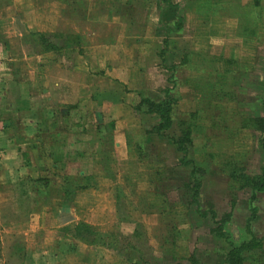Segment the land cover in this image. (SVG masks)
I'll return each mask as SVG.
<instances>
[{
    "label": "crops",
    "instance_id": "crops-1",
    "mask_svg": "<svg viewBox=\"0 0 264 264\" xmlns=\"http://www.w3.org/2000/svg\"><path fill=\"white\" fill-rule=\"evenodd\" d=\"M138 1L11 0V6L0 7V54L11 51V37L18 38L17 40L21 45L26 44L21 39L25 31L16 33L12 23L13 20L20 24L21 29L26 27L48 34L64 33L78 37V45L67 43L65 50L62 52L40 53L41 57L47 55L51 59L41 63V70L36 75L38 78L36 84L26 83L23 89H21L22 85H19V94L21 98L27 99L26 102H28L27 106L29 108L18 111L17 117L13 121L5 120L4 118L0 119V184H9L11 189L8 188L6 191L15 193L13 192V186L19 180H26V177L21 174L23 165L21 162L23 161V153L27 151H22L21 154L22 149L19 137L9 133L10 129L15 130L17 127L16 132L20 133L22 138H24L25 141L23 142L29 143V136H32L30 137L32 138V144H39L41 152L49 157L50 160L52 150H54L60 155L62 160L70 161L65 165L76 163L75 171L80 169L83 172H92L94 174L93 184H96L95 180L98 182V178L104 179L107 176L105 180L108 181L109 187L112 186L114 190H117L116 198H120V200L124 198V204L128 205L129 208L136 209L139 205L146 207L152 205L154 208H163L162 205L156 204V197L151 202L150 200L152 199L148 200V197L143 194L144 196L141 195V198L138 197L135 200L133 193L137 190L141 192L146 190V194L150 193L149 190L154 180L152 176L159 178L158 174H153L154 171L156 172V166H160L158 168L160 172L167 168L168 171L165 169V172L171 175L172 173L169 172L172 169L171 166L179 164L182 153L176 149V145L166 135L174 127L176 128L174 132H177L175 134L171 133V136L177 137L180 134L176 123L177 115L172 126L163 132L164 135L147 132L158 123L159 116L136 109L141 96L157 99L163 96L164 88H172V91L178 95V101L175 105L177 107L182 100L178 87L180 84L184 85L183 83H185L180 78V72L187 67L189 72L191 71L192 77L189 76L187 79L188 83H186L188 85L195 84L193 88H190V90H193L190 93L191 101H194L193 94L197 96L196 99L200 98V92H198L200 89L197 84L200 83V75L195 77V73H200L202 69L200 67L201 62L209 61V64H211L212 61H224L225 67L222 70H215L214 73L217 79L219 78L221 81H225V78L222 80L221 77H226V82L228 83L231 76L235 80L234 76L237 75L233 67H228L230 65L229 62H239V59H237L239 56L229 52L228 54L220 53L217 57L213 52H205L200 49V42H213V40L211 41L213 37L209 31L205 37L200 38L203 34L202 28L208 29L212 25L211 14L198 15L194 8H187L184 12V26L180 30L172 31V26H174V6L164 3L162 0ZM169 1L172 4L177 2L176 0ZM7 7L10 10L12 9V15L8 12L9 9L7 10ZM169 10L172 11L171 16H165V12ZM236 28L233 27L231 29L232 32L234 31V35L240 38V46L242 47L246 42L254 41L252 38L258 36L259 28L263 29L264 24L257 26L256 35L238 34ZM149 33V36H144ZM164 40L166 41L164 42ZM185 47L189 50H186ZM61 55L64 60L59 62H64V65L58 67L60 65L58 64L59 62H56V58ZM186 59L188 64L184 63ZM154 61L160 62V67L167 72L165 80L167 85L160 83L161 81L158 78L160 73L155 70L156 64ZM150 65H153V67L150 68ZM226 67L229 69H226ZM242 67L240 79L245 81V86L242 88L239 86L238 89L239 93L242 94L241 99L246 100L244 103L249 110L246 114L260 116L264 114V107L262 102L259 101V96L262 95L257 91V88L264 87L263 61L254 62L249 67ZM154 75L157 77L156 79ZM150 82H154L156 86L150 85ZM197 89L198 91H195ZM217 91H220L218 86L212 87V92L210 90L208 97H205L207 100L205 103L211 104L214 102V93ZM226 91L234 92L228 89ZM247 96L250 99H247ZM3 99H7L6 90L0 94V105L5 102L1 101ZM195 110L192 105L190 112ZM188 112H182L180 116ZM198 115L197 111L196 117ZM24 116H26L27 120L21 121ZM198 120H202V117L194 119L195 124L192 128L191 144L187 146L186 155L188 153V158L194 161V165L198 166V163H201V166L206 168V159L202 158L200 154H202V151L208 150V145L203 142L202 135H198V143L195 140V131L196 133L202 132L205 127L199 125ZM240 129L237 130L239 131ZM154 138L159 139L161 145L159 144V147H156L158 160L149 163L151 168L148 167L147 169V164L143 163L144 161L139 162L132 169L124 168L121 165L119 172L116 171V174L110 177L101 175L102 172L99 173V170L94 171L93 168L90 170L85 168L89 167V164L82 157L102 155L107 152V149H111L113 154L114 152L125 153L136 158L137 150L145 149L147 144H154ZM167 144L172 145V150L169 151H172L173 161L170 163L163 158L164 151L167 150L163 149V146L166 147ZM198 144L200 152L193 149ZM204 144H206L205 147ZM190 148L193 150L191 151ZM13 150L16 152L15 158H11L8 155L5 159L2 158V153L8 154ZM32 151L34 152L35 150ZM76 152H80V158H73L76 156ZM210 153L213 154L212 152ZM234 153L243 160L240 151L239 153L238 151ZM76 160L83 161L78 164ZM208 162L210 163L208 166L212 168L213 163ZM263 165L259 166L258 172L251 174L259 173ZM31 169L33 170V168ZM104 170L110 169L106 167ZM144 170L150 172L148 179L141 174ZM121 171L130 172L133 176L130 175L131 177H129L128 173ZM220 175L227 176V178L224 177L226 186L225 197L229 201L228 175L222 171ZM98 186L97 183L96 187ZM157 186L161 188L162 183H157ZM214 190L217 191L216 189ZM247 190L250 193L249 188L235 191ZM159 193L160 195L163 194L162 188ZM261 193L264 192L256 193L254 201V205L258 207L255 215L256 220H264V200L259 201V194ZM7 194L10 193L7 192ZM199 194L198 202L201 203V191ZM74 201L77 202V198ZM210 201L213 202L212 199ZM236 201H238V198H236ZM211 202L209 203L214 205ZM160 210L162 211V209ZM155 213L159 214L158 212ZM168 213L163 211L160 214L167 218L169 216ZM190 216H192L193 221L200 218L193 215ZM190 216L187 212H182L181 218H183V225L186 228L184 230L176 229L175 231L174 228L173 230H167L161 225L159 232L157 230L153 234L150 233L153 242H150L152 256L148 260L149 264H192L189 260L191 256L196 259L197 264H212L211 260L209 263L206 261L201 262V258L204 255L195 253L194 237L198 236L201 230L195 228L194 223L187 221ZM133 218L134 220L137 219L135 216ZM224 230L228 232V229ZM242 232L244 235L241 233L239 236L241 242L249 238L246 229H242ZM214 238L218 239L219 237L215 235ZM239 238L235 237V239ZM228 246L218 248L214 245L205 253L209 256L211 253L215 255L216 252H222V258L218 264H223V257L229 249ZM69 247V253L77 250L75 245H70ZM96 247L99 253L106 251L109 245L102 244ZM57 248L60 249V247ZM54 253L57 254V250ZM98 260L100 261V259ZM106 261H104V264ZM109 262L107 264H112ZM21 263L25 264V261L21 260ZM28 264L33 263L28 262ZM94 264L103 263L94 260Z\"/></svg>",
    "mask_w": 264,
    "mask_h": 264
},
{
    "label": "rangeland",
    "instance_id": "rangeland-1",
    "mask_svg": "<svg viewBox=\"0 0 264 264\" xmlns=\"http://www.w3.org/2000/svg\"><path fill=\"white\" fill-rule=\"evenodd\" d=\"M212 1L214 2V12L212 11L211 13L213 22L211 21L212 25L208 29L202 28L201 31L203 34L200 38L205 37L206 33L209 31L213 37L211 39L213 42H200V49L205 52H213L217 57L220 53L228 54L229 52H233L239 56L237 58L239 62L230 61V65L228 66L233 67L237 75L234 76L235 80H233L231 76L228 83L226 82V77H221L222 80L225 78V81H221L219 78L217 79L214 72L217 69L222 70L225 67L224 61H212L211 64H209V61H202L200 64V67H202L200 73H195V77L200 75V83L194 82L199 85L200 90L198 91L197 89L195 91L200 92V98L196 99L197 96L193 94L194 101H191L190 93H192L193 90H190V88L195 86V84H187L188 77L192 75L191 71L189 72L187 67L182 70L180 69V78L185 83H183L184 85L180 84L178 87L182 95V100L177 107L174 106L176 113L180 115L182 112L190 111L193 105L199 113L196 118L202 117V120H198L199 125L202 127L205 126L202 129L204 131H199V133L195 131V140L198 143V135H202L203 142H206L208 145V150L202 151V154H200L202 158L206 159V168H203L201 163H198V166L193 164L195 169H201L196 175L202 183L199 190L202 194L201 203L191 202L193 201V191L184 184L187 182L190 184L193 183V177L190 176L189 173L190 165L185 166L179 164L171 166L172 169L169 171L172 173L171 175L165 172L167 168H164V171L160 172L158 169L160 166H156V172L154 171L153 174H158L159 178H157V176H152L154 180L152 181L153 185L150 187V190L148 189L150 193L146 194V190H144V192L137 190L133 193L135 200L138 197L141 198L143 194L148 197V200L152 199L150 200L151 202H153L156 197V204L162 205L163 208H160L162 211L158 208H154L152 205H150L152 207L139 205L136 209L129 208L128 205L124 204V198L123 200L116 198L117 190H114L112 186L109 187L108 181L105 180L107 176L104 179L98 178V182L95 180V183L99 185L98 187H96V184H90L86 188L77 189L76 196L72 199L71 195L73 193L74 184L80 183L75 173L77 164L70 163L68 165H63L62 163H58L57 167H52L50 165V158L41 152L42 150L39 144H32V138H30L32 136H29V143L23 142L25 140L20 133L18 134L16 132V127L15 130L10 129L9 133H13L15 137H19L20 147L22 149L21 154L22 151H27L26 153H28L29 157H32L31 161L34 163L32 170L30 167L25 166L23 161H20L21 164H23L21 174L24 175V177H26L27 174L34 173L35 175L40 174L41 176L48 175V178L52 180V182H50L46 194L41 195L36 194V188L29 186L27 182L26 189L29 190L30 197H18L19 193L6 191L10 187L9 184H0V192H2L0 193V264H22L21 260L25 261V264H28V262L33 264H94V260L103 264L106 260L105 264H107L108 261L112 264H149L148 260L152 256L150 242H153L150 233L153 234L154 231L157 230L159 232V227L161 225V227L167 230H173V228L175 231L176 229H186L184 227L185 225H183V218H181L182 212H187L189 216L193 215L194 217H200L193 221L192 216H190V218H187V221L189 223H194L195 228L201 230L200 234L194 237L195 253L204 255V257L201 258V262L206 261L209 263L211 260L212 264H218L222 258V252H216L215 255L211 253V255L207 256L205 251H209L210 247L214 245L218 248H224L229 245L227 242L228 240L224 238L215 239V235L210 232L211 228L216 227V221L226 212H230L231 215L229 222L225 223L224 226V229H228L227 233L230 241H233L235 244L241 242L239 236L241 233L244 235L242 229L245 230L247 222H249L250 228L254 234L257 236L264 235V220L255 219L258 207L253 203V206L256 207V211L254 212L253 209H251L249 191H235L237 185L235 183L236 180L233 178L234 182L232 183H234L233 187L235 189L231 191V195L235 198V203L234 206L231 207L230 194H228L229 201H227V197H225L226 186L224 177L227 178V176L220 175L221 170L218 166L221 165L223 167L224 173H227L230 169H236L237 171L244 170L243 173H254L258 172L259 166L264 164V149L259 143V134L251 129H240L239 131L236 129L242 117L241 115L249 111L244 103L246 100L241 99L242 94L239 93L238 89L239 86L241 88L245 86V81L240 79L242 66L249 67L250 64L261 61H263L264 65V28H259L258 36L252 38L254 41L249 43L246 42L242 47L240 46V38L236 37L233 33L234 31L232 32L231 29L244 23H247L248 28H252L253 25L254 29L264 24V0H258V5H256V0ZM10 2L11 0H0V7L11 6ZM238 2L242 5H247L249 11L252 10L251 16L253 15V20L251 19V23L254 24L251 26L248 24L249 21L245 22L243 18L238 19L232 16L230 6ZM8 9V12L12 15V9L10 10V8L7 7V10ZM171 13L172 11L169 10L165 12V16H171ZM12 23L16 33L30 30V28L26 27H22L21 29L17 21L13 20ZM256 24L257 26H255ZM240 28L241 26L236 28L238 34L243 33V30ZM52 35L53 34H51L50 37H52ZM149 35L150 33L144 36ZM10 39L11 51L0 54V94L5 90L7 91L8 100H1L5 101L6 104L13 102L15 97L14 91H19L20 84L22 85L21 89L25 88L26 83L28 84L31 82L33 85L36 84V80L38 79L36 75L38 74L37 72L41 70V63L51 59L47 55L41 57L40 53L36 52L37 50L34 52L33 46L29 43H26L27 45H21L17 40L18 38L11 37ZM53 40L58 44H67V42L64 41V37L60 39L53 37ZM158 46L160 45L158 44ZM187 47H185L186 50H189ZM67 54L70 55L69 52H67ZM61 57L62 55L58 56L56 62L64 60V58ZM154 62L156 64L155 70L160 73L158 78L161 82H159L167 85V81H165L167 72L160 67V62ZM63 63L64 62H59L58 64L60 66L58 67L64 65ZM152 67L153 65H150V68ZM226 69L229 68L226 67ZM15 77L19 82L18 87L10 84ZM154 78L156 79L157 77L154 75ZM38 83H40V81H38ZM151 84L156 86L154 82H150V85ZM214 86H218L220 91L214 93V102L207 104L205 103L207 101L205 97H208L209 91L211 90L212 92V87ZM227 89L230 91L233 90L234 92H228L226 91ZM257 91L262 95L259 96V101L262 102L264 100V87H258ZM247 99H250V97L247 96ZM4 103L0 105V109H2L0 119L15 120L17 111H13L14 109H5L6 106ZM24 119L27 120L26 116L22 117L21 121ZM175 130V127L171 129L166 134L167 137H171V133L175 134L177 132H174ZM118 140L120 139L118 138ZM153 141L154 144H147L145 149L137 150L136 158L135 156H128V154L125 153L121 154L119 152H114L113 154L111 149H107V152L102 155L82 157L86 159L87 164H89V167L85 168L87 170L92 168L94 171L99 170V173L102 172L101 175H108L109 177L116 174V171L119 172V167L121 165L124 168L132 169L139 162L144 161L143 163L147 164L146 168L148 169L149 163L158 160V151L156 147H159V144L161 145L159 139L154 138ZM206 144H204V147ZM198 147H200L199 144L193 149L200 152V148ZM163 149H167L164 151L163 158L170 163L173 161L172 151H169L172 150V145L167 144L166 147L163 146ZM193 149H191V151ZM32 150L35 151L33 152ZM235 151H238V153L240 151L243 160L236 156L234 153ZM210 152H212L213 155H211ZM7 155L11 158H15L16 152L13 150L8 154L2 153V158L5 159ZM226 160H229V162H226ZM62 161L66 162L65 160ZM82 161H78V164ZM208 161L213 163L212 168L208 166L210 164ZM106 167L110 170H104ZM34 169H38V171H34ZM121 172L128 173L129 177L132 175L127 171ZM141 174L144 178L147 177V179L150 176L148 170H144ZM157 183H162V195L159 193L161 188L157 186ZM165 189L167 190L165 191ZM7 192L10 194H7ZM76 198L77 202L74 201ZM236 198H238V201H236ZM209 199H212L213 202ZM197 200L199 201V197ZM260 200H264V193L259 194V201ZM198 204L201 210L206 212L205 217L200 215V212L197 210ZM160 211L169 212V216L164 218L160 214ZM212 211L215 212V217L212 216ZM155 212L160 213L156 214ZM134 216L137 219L134 220ZM77 222H83L89 225V230L82 231V234L88 237V239H92L94 241L93 245L88 244L86 246L84 242L74 237L76 233L74 226ZM234 236L239 239H235ZM102 244L109 245V248L106 251L98 253L96 246ZM70 245H75L77 250L69 253L68 249ZM57 247H60V249ZM56 250L57 254L54 253ZM23 251L25 253L24 259L20 258ZM248 256L249 255L245 253L246 260L249 258ZM98 259H100V261ZM256 263L264 264L261 262ZM195 264H197V261ZM246 264L253 263L247 261Z\"/></svg>",
    "mask_w": 264,
    "mask_h": 264
},
{
    "label": "trees",
    "instance_id": "trees-1",
    "mask_svg": "<svg viewBox=\"0 0 264 264\" xmlns=\"http://www.w3.org/2000/svg\"><path fill=\"white\" fill-rule=\"evenodd\" d=\"M164 3L172 5L175 7L174 11V19H173V25L172 31L180 30L184 26V12L187 8H194L195 12L198 15H210L213 11L214 2L212 0H179L172 4L169 0H162ZM237 2V1H236ZM258 3V0H256V5ZM231 14L233 17H237L238 19L243 18L245 22H248V24L251 26L254 23H251V19L253 20V15L251 16L252 10H248L247 5H242L240 2L231 4ZM251 16V17H250ZM253 22V21H252ZM241 26V30H243V33L249 34V35H256L257 27L254 29L253 25L252 28L247 27V23L245 24H239L237 27ZM257 26V24L255 25ZM239 29V30H240ZM57 34V35H56ZM51 34L48 35V33H43L34 29H30L27 32H25L22 36V42L23 43H29L33 46L34 50H37V53H47V52H62L65 50L66 45L58 44L54 38H65V42L73 45H78V37L73 35H68L64 33H55L50 37ZM166 40H164L165 42ZM185 64H188L187 59L184 60ZM18 80L17 78H13V80L10 82V84L14 85L15 87H18ZM14 100L13 102H9L6 104L4 103L6 108L5 109H14L13 111H21L23 109H28L29 107L28 102H26L27 99L21 98V95L19 94V91H14ZM230 96V95H229ZM231 97V96H230ZM178 101V95L177 93H174L172 91V88H164L163 90V96L157 99L148 97V96H141L140 102L138 104V107L136 109L138 111H143L145 113H154L159 116V121L157 124H155L153 127H151L147 132L149 133H155L158 135H164V131L168 130L174 121V116L177 115V125L179 128L180 134L177 137L171 136L172 142L176 145V149L182 153V156L180 158L179 165H185L189 166V173L190 176L193 177V183H184L186 187L190 188L193 191V201L192 203H198L197 198L199 197L200 193V187H201V180L196 177L197 173L201 171V169H195L193 167V161L190 160L187 155V146L191 144V134H192V128L194 126V119L196 118L197 111L194 112H188L182 116L176 113L174 106L177 104ZM8 102V101H7ZM262 105L264 107V100L262 101ZM143 107V109H142ZM2 112V109H0V113ZM241 119L238 125V128H247L252 129L259 133V143L261 144L262 148L264 149V114L260 116H252L248 114H242ZM213 155V154H211ZM80 152H76V156L73 158H79ZM50 160V159H49ZM226 162H229V160H226ZM23 163L27 167H34L33 162L31 161V157L28 156V153H23ZM58 163H62L63 165L66 164V162L62 161V158L59 154H57L54 150H52L51 153V160L50 165L52 167H57ZM220 167V170L225 172L223 170V167L221 165H218ZM34 171H38V169H34ZM244 170H236V169H230L226 174L229 178V191L228 194H230V205L231 207L234 206L235 198L231 195V191L235 189L234 186V180H236L237 189L241 190L244 188H249L250 190V196H249V203L251 206V209L253 211H256V207L253 206L254 200L256 198L257 192H264V165L261 167L259 173L251 174V173H243ZM76 176L79 178L80 183L74 184L73 187V193L71 195L72 198H74L77 189H82L88 187V185L93 184L92 179L94 178V174L92 172H83L80 169L76 170ZM56 174V173H55ZM48 175L41 176L40 174L35 175L34 174H27L26 180H19L14 186L13 189L15 193H19V196H25L30 197V192L27 188V182L29 186L36 188V194H46L47 188L52 182L48 178ZM234 178V180H233ZM17 191V192H16ZM79 191V190H78ZM68 192V191H66ZM68 194V193H67ZM70 197V199H71ZM197 210L200 212V215L205 216L206 212L201 210L200 205H197ZM212 216L215 217V212L212 211ZM230 212L224 213L216 222V227L211 228L210 232L216 235L219 238H224L228 240L229 249L225 252L223 257V264H246V262H252L253 264H257L256 262L264 263V235L257 236L254 234L252 229L250 228L249 222H247V225L245 227L246 232L249 234V239L246 241H242L239 244H235L233 241L229 240L228 233L224 230V225L226 222L230 220ZM75 234L74 237L81 240L82 242L86 244H92L94 241L92 239H88V237H85V235L82 234V231L89 230V225L87 223L83 222H77L74 226ZM245 253H247L249 258L245 257ZM25 253L23 251V254H21L20 258L24 259ZM192 264H195L196 259L191 256L189 259Z\"/></svg>",
    "mask_w": 264,
    "mask_h": 264
}]
</instances>
